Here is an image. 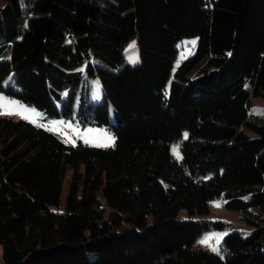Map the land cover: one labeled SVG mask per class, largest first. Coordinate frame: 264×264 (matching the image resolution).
<instances>
[{
    "label": "trees",
    "instance_id": "trees-1",
    "mask_svg": "<svg viewBox=\"0 0 264 264\" xmlns=\"http://www.w3.org/2000/svg\"><path fill=\"white\" fill-rule=\"evenodd\" d=\"M194 36L167 88L177 43ZM132 37L136 65L122 51ZM84 76L103 100L84 90L77 118L115 146L0 116L2 263L264 264V120L249 114L264 96V0H0V91L73 118ZM218 197L250 229L213 251L197 246L210 222L178 215Z\"/></svg>",
    "mask_w": 264,
    "mask_h": 264
},
{
    "label": "rangeland",
    "instance_id": "rangeland-1",
    "mask_svg": "<svg viewBox=\"0 0 264 264\" xmlns=\"http://www.w3.org/2000/svg\"><path fill=\"white\" fill-rule=\"evenodd\" d=\"M135 42V47L130 48L129 46ZM198 43V37H185L177 43L178 53L176 57L172 60L171 76L167 84V88L170 87L172 80L175 79V74L181 64L188 59L196 50ZM125 63L130 65H136L140 61L141 49L138 45L137 39L135 37L130 38L122 48ZM136 58V62L133 63L129 58ZM100 64L107 65L102 60L98 61ZM196 76V74L194 75ZM14 78V74H11L4 82L5 85H9ZM84 90L89 93L90 102H101L103 100L102 87L99 78H88L83 77V83L79 90L76 103H75V113L73 118L60 117H50L45 111L40 110L33 105L27 104L20 101L19 99L7 95L5 92L0 91V113H11V114H0V116L10 117L14 119H24L43 128L52 131L58 135L64 142L68 144H77L82 142L87 145L98 146V147H112L116 144V138L114 134L108 130L106 127L86 125L83 126L78 117V109L81 103V97L84 94ZM69 88L63 91V95L67 96ZM60 106V105H59ZM254 110H264V96H254L250 97V107L249 114H253L264 120V111H254ZM111 116H113V111L111 108ZM251 137L256 136L252 131H246ZM111 138V142L110 139ZM174 149L178 150L179 155L174 152ZM171 155L173 158L180 160L182 157L181 147L179 143H173L171 145ZM70 180V172L66 177L64 184L63 199L65 198L68 182ZM224 197H218L210 203L208 214H195L190 215L186 209H182L179 212L178 217L180 219H195V220H207L210 222V228L199 237L197 246L202 248H208L213 250L217 248L219 250L220 241L222 238L231 230H249L250 227L246 221L242 220L239 215L234 212L227 210L224 207L225 202ZM216 202H219L220 206H216ZM222 223L223 227L216 226L217 223ZM219 239V243L217 240ZM207 240V243H201V241ZM214 251V250H213ZM2 251L0 249V264Z\"/></svg>",
    "mask_w": 264,
    "mask_h": 264
},
{
    "label": "snow or ice",
    "instance_id": "snow-or-ice-1",
    "mask_svg": "<svg viewBox=\"0 0 264 264\" xmlns=\"http://www.w3.org/2000/svg\"><path fill=\"white\" fill-rule=\"evenodd\" d=\"M129 47H130V48H134V47H135V42H133V44L130 45ZM129 59H130L133 63L136 62V58L130 57ZM254 111H264V110H254ZM0 114H11V113L9 112V113H0ZM186 136H187V134H185V137H186ZM109 139H110V142H111V138H109ZM174 152H176L177 155H179L177 149H174ZM216 206H217V207L220 206L219 202H216ZM201 243H207V240L201 241ZM217 243H219V239L217 240ZM213 250H214V251H218V249L215 248V247L213 248Z\"/></svg>",
    "mask_w": 264,
    "mask_h": 264
}]
</instances>
